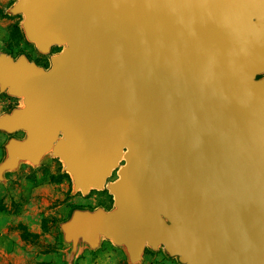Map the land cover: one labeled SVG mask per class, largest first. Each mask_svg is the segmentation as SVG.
Listing matches in <instances>:
<instances>
[{
  "label": "water",
  "instance_id": "water-1",
  "mask_svg": "<svg viewBox=\"0 0 264 264\" xmlns=\"http://www.w3.org/2000/svg\"><path fill=\"white\" fill-rule=\"evenodd\" d=\"M41 50L67 42L48 74L0 62L27 108L9 159L55 154L82 192L113 186L121 209L79 231L148 243L185 264H264V0H20ZM162 217L172 224L166 226Z\"/></svg>",
  "mask_w": 264,
  "mask_h": 264
},
{
  "label": "rangeland",
  "instance_id": "rangeland-1",
  "mask_svg": "<svg viewBox=\"0 0 264 264\" xmlns=\"http://www.w3.org/2000/svg\"><path fill=\"white\" fill-rule=\"evenodd\" d=\"M19 2L0 0V62L14 65L23 59L48 74L67 42L41 50L27 35L26 13L15 10ZM261 81L264 71L254 77L255 83ZM27 107L24 95L12 93L10 87L2 88L0 82V119ZM27 137L24 129H0V168L9 159L10 142L23 143ZM63 139V134H58L36 161L17 158L0 173V199L8 208L0 213V264H185L162 243L154 247L146 243L142 257L132 259L125 242L116 243L101 233L91 242L92 230L78 231L98 212L108 215L121 210L109 188L119 178L125 160L120 158L102 188L82 192L64 160L55 154L57 143ZM17 205L20 210L14 211ZM162 219L166 226L172 225L167 218ZM23 230L33 237L24 239ZM78 232L80 238L76 237Z\"/></svg>",
  "mask_w": 264,
  "mask_h": 264
},
{
  "label": "trees",
  "instance_id": "trees-1",
  "mask_svg": "<svg viewBox=\"0 0 264 264\" xmlns=\"http://www.w3.org/2000/svg\"><path fill=\"white\" fill-rule=\"evenodd\" d=\"M20 206L19 205H17V208H14V211H19L20 210V208H19ZM7 205L5 204V202H4V200L3 199H0V213H3V212H7ZM33 237L32 236V234H29L26 230H23L22 231V237L24 238V239H26L27 237Z\"/></svg>",
  "mask_w": 264,
  "mask_h": 264
},
{
  "label": "bare ground",
  "instance_id": "bare-ground-1",
  "mask_svg": "<svg viewBox=\"0 0 264 264\" xmlns=\"http://www.w3.org/2000/svg\"><path fill=\"white\" fill-rule=\"evenodd\" d=\"M25 28H26V23H25ZM122 159H124L125 160V152H123V154H122V157H121ZM121 170V169H120ZM120 170L118 171V176H119V178L113 183V184H111V186H113L114 184H116V182H118V181H120L121 179H122V177H121V173H120ZM71 174H72V176H73V178H74V175H73V173L72 172H70ZM111 186H110V192L113 194V196H114V199L116 198V196H115V193L112 191V189H111Z\"/></svg>",
  "mask_w": 264,
  "mask_h": 264
},
{
  "label": "crops",
  "instance_id": "crops-1",
  "mask_svg": "<svg viewBox=\"0 0 264 264\" xmlns=\"http://www.w3.org/2000/svg\"><path fill=\"white\" fill-rule=\"evenodd\" d=\"M88 230H92L93 231V229H86V230H81V232H86V231H88ZM79 231V230H78ZM80 232V231H79ZM78 232V235L76 236V237H78V238H80V233ZM93 233V232H92ZM98 234H100V233H98ZM91 239V236H90V238H89V240ZM126 251V253H127V250H125ZM129 255H130V253H129ZM141 256L140 257H142V255H143V253L142 254H140ZM131 256V255H130ZM164 257H168L166 254L164 255ZM174 262V261H173ZM173 262H165V264H175V262L173 263Z\"/></svg>",
  "mask_w": 264,
  "mask_h": 264
}]
</instances>
